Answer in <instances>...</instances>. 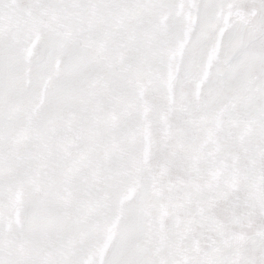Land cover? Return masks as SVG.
<instances>
[{"label": "snow or ice", "instance_id": "6c2138e0", "mask_svg": "<svg viewBox=\"0 0 264 264\" xmlns=\"http://www.w3.org/2000/svg\"><path fill=\"white\" fill-rule=\"evenodd\" d=\"M0 264H264V0H0Z\"/></svg>", "mask_w": 264, "mask_h": 264}]
</instances>
